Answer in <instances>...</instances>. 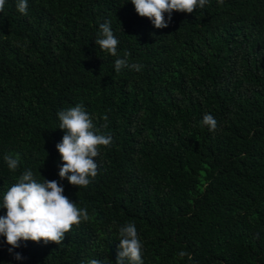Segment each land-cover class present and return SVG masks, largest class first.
Returning <instances> with one entry per match:
<instances>
[{
  "label": "trees",
  "instance_id": "obj_1",
  "mask_svg": "<svg viewBox=\"0 0 264 264\" xmlns=\"http://www.w3.org/2000/svg\"><path fill=\"white\" fill-rule=\"evenodd\" d=\"M105 20L121 56L129 51L141 71L117 73L116 57L96 45ZM78 103L113 138L87 188L58 175L57 113ZM206 113L214 132L201 123ZM8 153L21 158L16 172ZM26 168L60 181L90 219L60 245L22 240L13 250L21 260L0 236V264H115L118 230L128 222L144 264H264V0H209L191 14L173 12L161 29L130 0H28L27 15L7 0L0 202Z\"/></svg>",
  "mask_w": 264,
  "mask_h": 264
},
{
  "label": "clouds",
  "instance_id": "obj_2",
  "mask_svg": "<svg viewBox=\"0 0 264 264\" xmlns=\"http://www.w3.org/2000/svg\"><path fill=\"white\" fill-rule=\"evenodd\" d=\"M129 2V0H128ZM140 17L148 18L155 28L168 27L173 12L191 14L198 8L205 7L209 0H130ZM223 3V0H219ZM7 0H0V13L5 10ZM15 7L22 15L28 14V0H15ZM165 13L168 19H165ZM99 48L116 57L114 69L119 73L130 68L141 71L143 65L129 63L131 53L127 50L121 56L118 51L119 39L114 35L111 21L105 20L99 25L98 37L95 40ZM60 121L58 128L63 130L62 140L56 144L62 164L59 166L60 180L77 188H87L97 176L99 166L96 158L101 155L102 148L113 144L111 135L101 132L94 123L83 103H78L57 113ZM103 119L107 121V116ZM202 125L209 131H216L217 121L213 115L206 113ZM107 127V123L103 125ZM10 171L16 172L20 167L21 158L18 153H8L3 157ZM41 175V174H40ZM0 208L6 210L0 215V236L5 238L8 252L16 260L23 259L14 249L20 247V242L43 241L60 245L72 227L87 222L90 217L86 208L78 206L64 194V187L57 180H38L32 169L26 168L20 174L16 183L3 193ZM119 243L116 249L115 264H144V245L134 222H128L119 227ZM180 258L191 256L186 251L178 253ZM86 264H106L105 260L91 258ZM107 264L109 262L107 261Z\"/></svg>",
  "mask_w": 264,
  "mask_h": 264
}]
</instances>
